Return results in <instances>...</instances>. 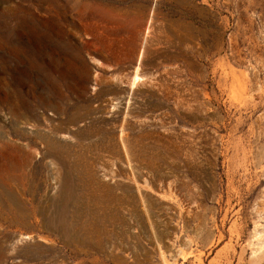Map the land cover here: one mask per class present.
<instances>
[{
    "label": "rangeland",
    "instance_id": "obj_1",
    "mask_svg": "<svg viewBox=\"0 0 264 264\" xmlns=\"http://www.w3.org/2000/svg\"><path fill=\"white\" fill-rule=\"evenodd\" d=\"M0 264H264V0H0Z\"/></svg>",
    "mask_w": 264,
    "mask_h": 264
}]
</instances>
